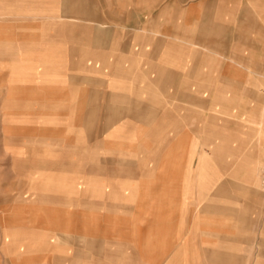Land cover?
Returning <instances> with one entry per match:
<instances>
[{"label": "crops", "instance_id": "obj_1", "mask_svg": "<svg viewBox=\"0 0 264 264\" xmlns=\"http://www.w3.org/2000/svg\"><path fill=\"white\" fill-rule=\"evenodd\" d=\"M257 1L59 0V36L78 38L73 40V45L87 38V56L81 58V52L85 54L86 50L81 51L78 45L73 50V67H79L81 62L91 63L93 68L102 63L110 69L108 82L114 86L119 84L120 94L104 97L102 115L107 118V124L102 132H138L140 139L119 141L115 148L120 147V157L113 158L110 154L99 163H95L96 158L92 163L89 157L85 172L88 185L84 192L72 194L79 197L72 201L77 205L72 210L59 208L51 212L40 208L44 213L31 221L40 229L53 226L59 233L46 244L44 237L37 238L34 245L42 239L38 248L25 252L15 264H192L193 260L225 264L228 260L234 261L218 246L225 243V231L233 232L240 223L238 208L224 206L225 197L239 203L240 194L225 192L223 183L224 166L230 163L225 160L224 150L237 147L238 122L225 117L216 121L219 140L203 147L215 148V157H200L201 181L196 185L188 129L193 117L201 119V112L207 113L214 101H231V112L235 106L238 108L239 85L244 82L242 69L239 60H230L228 55L234 52V46L220 40L229 32L216 20H224V13L229 11L233 14L232 20H239L240 4ZM23 2L0 0L4 7L11 5L6 8L11 16L7 20L11 23L0 24V37L42 36L39 31L46 25L35 26L31 22L38 18L30 14L35 9L42 14L45 3L33 4L26 10ZM145 4L152 9L145 8ZM14 6L17 8L12 9ZM195 26L197 32L193 35ZM115 38L120 40L115 43ZM193 42L204 45L202 53L207 55L193 48ZM96 51L104 54L97 56ZM223 53L226 60L217 61L216 55ZM252 68L254 74L255 67ZM71 78L73 84L78 80ZM202 85L212 86V91L207 87L208 91L204 92ZM213 85L227 89L231 86L232 91L214 92ZM193 86H199L200 90L196 91ZM77 90L82 103L74 110L81 104L88 106L86 112L78 115L89 120L99 116L97 90L86 87ZM228 107L226 111L231 109ZM234 114L236 118L239 116L238 109ZM125 118L136 124H121L119 129L111 130L114 123ZM89 122L75 131L87 134L88 143H94L95 148L96 126ZM165 127L167 132L168 128L183 131V136L156 140L158 134L166 132ZM84 141V138L76 140L79 146ZM107 143L111 145L109 148L113 147L111 140ZM213 181L215 185L209 188ZM7 190L16 192V185L9 182ZM3 220L10 225L23 218L8 214ZM260 244L264 245V237ZM198 245L206 247L200 249L199 256L193 257L192 246Z\"/></svg>", "mask_w": 264, "mask_h": 264}, {"label": "rangeland", "instance_id": "obj_2", "mask_svg": "<svg viewBox=\"0 0 264 264\" xmlns=\"http://www.w3.org/2000/svg\"><path fill=\"white\" fill-rule=\"evenodd\" d=\"M40 2L45 3L43 13L35 9L30 15L38 20L30 22L35 26L46 25L39 31L42 36L0 37V264H15L16 259L38 246L42 239H38L37 245H34L37 238L44 237L46 244L59 233L57 228L50 225L40 229L33 223L35 217L44 213L39 211L40 208L51 212L59 211V208L72 210L77 205L76 202L74 206L72 201L79 197L72 194L84 192L87 187L85 172L90 158L92 163L94 158L95 163H99L110 154L113 158L120 157V147L115 148L119 141L140 139L138 132H102L107 124V118L102 115L104 97L120 94L119 84L116 87L108 82L110 69L102 63H97L94 68L87 62L73 67V50H77L78 45L81 51L83 48L86 50L85 54L81 52V58L87 56V38H81L79 44L75 42L73 45V40L77 41L78 38L59 36V0H24L23 5L27 10ZM246 3L239 6V20L231 19V11L224 13V20H216L223 23L229 32L220 40L234 46H231L234 52L228 55L230 60H239L242 69L241 81L244 82L239 85L238 108L235 106L231 112V101H214L212 107L206 108L207 113L201 112V119L193 117L191 129H188L191 131L192 174L196 185L201 181L198 171L200 157H215V148L203 147L219 140L216 130L219 123L216 121L225 117L238 122V145L234 149L224 150L225 160L230 162L224 166V190L240 194L239 203L232 202L231 197L224 200L225 207L238 208L240 217L239 227L235 226L233 232L225 231V243L222 247L218 246L229 259H234L225 264H264V245L260 244L264 237V0H258L255 4ZM8 6L11 5H0V24L11 23L7 20L11 17L7 14ZM144 7L152 9L151 5L145 4ZM196 29L195 26L193 35ZM119 40L115 38L114 42ZM107 43H110V39ZM192 44L193 48L201 50V55H207L202 53L204 45ZM96 52L97 56L102 53ZM75 55L78 56L77 53ZM215 59L225 61V54H217ZM71 76L78 78L74 84ZM77 87L97 90L96 109L99 116L90 120L79 116V112L88 109L84 104L74 110L82 103ZM207 87L212 91V86L208 85L203 86L204 92L208 91ZM193 88L196 90L199 86ZM213 88L214 92L232 91L231 86L227 89L226 86L213 85ZM124 91L127 92L126 88ZM225 104H229V107ZM227 107L231 109L226 111ZM236 109L239 114L237 118L234 114ZM127 120L125 118L114 123L111 130L119 129L121 124H136ZM88 121L96 126L95 148L92 147L94 143H88L87 134L75 131L81 130L80 125ZM211 128L216 131H210ZM165 131L155 139L168 141L183 136V131L175 132L168 128L167 132L166 127ZM79 137L85 140L80 146L76 142ZM109 140L112 142L111 148L107 143ZM232 161L239 164L232 165ZM9 182L16 185V192H8ZM212 185H215L214 181L209 188ZM68 189L74 192H66ZM16 210L22 213L17 214ZM8 214L23 220L9 225L3 220ZM232 235L234 238H231ZM231 240L235 243H231ZM205 247L192 246L193 257L199 256L200 249ZM192 264L203 262L193 260Z\"/></svg>", "mask_w": 264, "mask_h": 264}]
</instances>
